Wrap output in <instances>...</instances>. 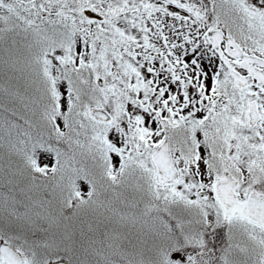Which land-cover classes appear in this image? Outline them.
Here are the masks:
<instances>
[{
    "label": "snow or ice",
    "instance_id": "6c2138e0",
    "mask_svg": "<svg viewBox=\"0 0 264 264\" xmlns=\"http://www.w3.org/2000/svg\"><path fill=\"white\" fill-rule=\"evenodd\" d=\"M0 264H264V0H0Z\"/></svg>",
    "mask_w": 264,
    "mask_h": 264
}]
</instances>
